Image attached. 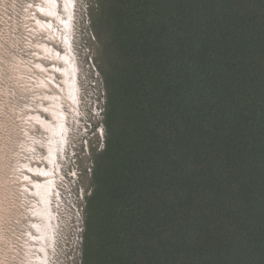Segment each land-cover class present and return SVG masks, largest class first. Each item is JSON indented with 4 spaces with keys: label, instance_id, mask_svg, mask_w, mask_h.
<instances>
[{
    "label": "trees",
    "instance_id": "16d2710c",
    "mask_svg": "<svg viewBox=\"0 0 264 264\" xmlns=\"http://www.w3.org/2000/svg\"><path fill=\"white\" fill-rule=\"evenodd\" d=\"M98 6L121 127L96 154L81 264H264V0Z\"/></svg>",
    "mask_w": 264,
    "mask_h": 264
},
{
    "label": "rangeland",
    "instance_id": "374dc122",
    "mask_svg": "<svg viewBox=\"0 0 264 264\" xmlns=\"http://www.w3.org/2000/svg\"><path fill=\"white\" fill-rule=\"evenodd\" d=\"M53 1L0 0V264H81L96 154L121 127L107 101L114 51L96 33H110L108 10L99 13L102 0ZM35 170L51 171L49 222L34 212L44 208L35 184L46 182Z\"/></svg>",
    "mask_w": 264,
    "mask_h": 264
},
{
    "label": "bare ground",
    "instance_id": "6f19581e",
    "mask_svg": "<svg viewBox=\"0 0 264 264\" xmlns=\"http://www.w3.org/2000/svg\"><path fill=\"white\" fill-rule=\"evenodd\" d=\"M47 1H50V2H52V4H51V7L53 6V0H47ZM40 11H43V9L42 8H40ZM51 11V10H50ZM38 22H40V21H38ZM43 48H44V50L45 51H47V52H49L52 56H53V51L52 50H50V48H48L47 46H45V45H43ZM57 55V54H56ZM49 111H51L52 113H56L57 112V116L58 115H61V114H59V112L58 111H55L56 110V107L54 108L53 106L52 107H49V108H47ZM59 117V116H58ZM60 120V119H59ZM58 120V121H59ZM39 122H40V124L45 128V129H47V130H49L54 136H55V134H59V131H60V129L59 128H61V125L60 124H58L57 126H53V124L52 123H49V122H45L44 120H41V119H39L38 120ZM58 126H59V128H58ZM53 149H54V146H53ZM53 152V151H52ZM51 156H52V153L50 154ZM50 160H51V158H50ZM36 171V173H39L40 175H42V177H44V180L46 181V182H44L43 184H38V183H36L35 185L38 187V186H40V190H43L42 192H41V196H42V198H43V203H44V208H38L36 211H34L35 212V215H36V217H43V219H44V222L45 221H47V222H49V219H50V217L48 216V211H47V209H46V206H47V194H48V190L50 189V187H51V183H52V175H51V171H45V170H35ZM35 228H37L36 230L39 232V235H41V236H45L46 235V231H45V228H44V226L43 225H40V226H35ZM43 236V237H44ZM42 237V238H43Z\"/></svg>",
    "mask_w": 264,
    "mask_h": 264
},
{
    "label": "built area",
    "instance_id": "2783aa9c",
    "mask_svg": "<svg viewBox=\"0 0 264 264\" xmlns=\"http://www.w3.org/2000/svg\"><path fill=\"white\" fill-rule=\"evenodd\" d=\"M56 193H58V191L56 192ZM72 195H73V197H75V193H72ZM57 198H58V200L60 201L61 200V197L59 196V195H57ZM61 202V201H60ZM77 211V214H78V219L77 220H79L80 221V223L83 225V218L81 217V215H83L82 214V211H81V215L78 213L79 211L78 210H76ZM82 230H83V227L81 226V232H82ZM79 241H80V245H79V247H80V249H81V241H82V238H80L79 239ZM79 254H80V256H81V251H79ZM80 264V263H79Z\"/></svg>",
    "mask_w": 264,
    "mask_h": 264
}]
</instances>
